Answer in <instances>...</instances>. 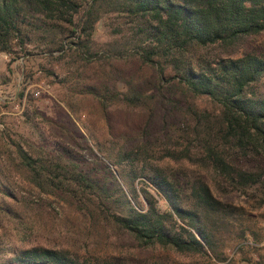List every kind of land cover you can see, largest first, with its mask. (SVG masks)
Returning <instances> with one entry per match:
<instances>
[{"label":"trees","instance_id":"1","mask_svg":"<svg viewBox=\"0 0 264 264\" xmlns=\"http://www.w3.org/2000/svg\"><path fill=\"white\" fill-rule=\"evenodd\" d=\"M105 14L122 16L127 33L92 51L95 24ZM263 32L264 0H0V52L24 50L36 37L52 57L73 49L85 63L137 59L156 75L151 88L129 82L127 90L107 87L101 96L105 112L118 102L146 114L138 140L103 151L99 167L64 149L30 153L14 142L1 151L0 192L14 198L3 182L9 166L79 214L87 230L132 250L161 248L185 258L160 264L217 257L216 233L237 211L221 197L241 193L264 206V46L244 47ZM7 247L1 238L0 264L133 260Z\"/></svg>","mask_w":264,"mask_h":264},{"label":"rangeland","instance_id":"2","mask_svg":"<svg viewBox=\"0 0 264 264\" xmlns=\"http://www.w3.org/2000/svg\"><path fill=\"white\" fill-rule=\"evenodd\" d=\"M124 22L122 16L103 15L95 24L91 50L101 51L108 43L122 41L127 33ZM263 46L264 32L244 44L248 50ZM47 47L33 37L24 50L17 46L11 53L0 52V154L19 142L30 153L64 149L85 165L99 167V159H105L103 151L125 149L139 139L147 121L140 109L118 102L109 104L105 112L101 96L107 94V87L125 91L129 82L151 88L155 71L137 59L85 63L75 57L73 49L61 58L56 53L52 57ZM2 172L4 185L14 194L10 198L0 192V239L6 247H63L100 257L127 256L133 259L128 264L185 260L161 248L132 250L123 240L87 230L82 217L64 203L40 192L11 167L5 166ZM221 199L237 211L231 225L216 233L217 257L198 264H264V206L257 207L256 201L241 193ZM158 204L165 208L163 198Z\"/></svg>","mask_w":264,"mask_h":264}]
</instances>
